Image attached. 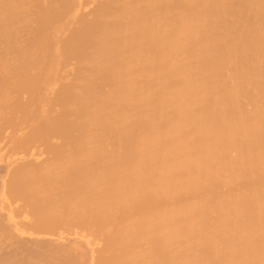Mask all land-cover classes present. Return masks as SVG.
I'll return each mask as SVG.
<instances>
[{
  "label": "bare ground",
  "instance_id": "6f19581e",
  "mask_svg": "<svg viewBox=\"0 0 264 264\" xmlns=\"http://www.w3.org/2000/svg\"><path fill=\"white\" fill-rule=\"evenodd\" d=\"M4 141L48 145L2 205L86 246L0 215V264H264V0H0Z\"/></svg>",
  "mask_w": 264,
  "mask_h": 264
},
{
  "label": "rangeland",
  "instance_id": "374dc122",
  "mask_svg": "<svg viewBox=\"0 0 264 264\" xmlns=\"http://www.w3.org/2000/svg\"><path fill=\"white\" fill-rule=\"evenodd\" d=\"M74 12H76V11L73 10V13L70 12L69 15H70V14H74ZM76 13H77V12H76ZM57 99H58V98H56L55 100L57 101ZM53 100H54V99H52L51 101H53ZM56 101H54V103H53V102H51V103L49 102V103H48L49 106H50V108L52 107L53 109H52V108H51V109L49 108V109L47 110V112L44 113V115H45V114L47 115L48 111L50 110V112H52V117L54 116V115H53V112H55V111L57 110V108L55 107V106H57ZM52 103H53V104H52ZM55 103H56V104H55ZM36 104H37V103H36ZM36 104H35V107H37ZM42 104H43V103H42ZM54 104H55V105H54ZM51 105H52V106H51ZM38 107H39V105H38ZM40 107H41V106H40ZM38 109H39V108H38ZM54 109H56V110H55V111H51V110H54ZM43 112H44V111H43ZM50 112H49V113H50ZM56 113H57V111H56ZM41 114H42V113H41ZM57 114H58V113H57ZM50 115H51V113L49 114L48 117H51ZM59 115H60V114H59ZM59 115H58V116L56 115V118H59ZM39 117H41V116H39ZM54 117H55V116H54ZM56 118H55V121H57ZM60 118L62 119L61 116H60ZM44 119L46 120V118H44ZM52 119H53V118H52ZM45 120H44V121H45ZM63 120H64V119H63ZM59 121H60V120H59ZM59 121H58V122H59ZM47 122H48V121H47ZM58 122H57V123H58ZM61 122L65 125V122H64V121L61 120L60 123H61ZM51 123H52V122H48L49 126L51 125L50 128H51L52 130H53L52 127H57V125H59V124H57L56 126H52V124L54 125V124H56V123H55L54 121H53L52 124H51ZM44 124L46 125L47 123H44ZM63 124H61V125H63ZM5 125H6V124H5ZM64 125H63V126H64ZM59 126H60V125H59ZM65 126H66V125H65ZM65 126H64V127H65ZM47 127H48V125H47ZM45 128H46V127H45ZM45 128H44V129H45ZM50 128H48V130H50ZM61 128H63V127H61ZM61 128L58 127L57 129H56V128L54 129V130H55V133H56V136H57V137L55 136V133H54V131H53L54 138H57V139H59V138H64V137L67 138V137H66V135H67V134H66V131H67V130H66V129H63V130H62ZM65 128H67V127H65ZM46 129H47V128H46ZM67 129H68V128H67ZM48 130H44V131L46 132V131H48ZM52 130H50V131H52ZM58 130H59V131H62L61 133H59V134H61V135L64 133L63 131L65 130V134H66V135H63V136L60 135V136H59V134H57V133L59 132ZM68 130H69V129H68ZM57 131H58V132H57ZM69 132H70V130H69ZM46 133H47V132H46ZM46 133H45V135H44L45 138L43 137L44 140H45V139H46V140H45V141L42 140V141H43V142H46V143H47V141H48V144H49V140L53 137V135L51 134V135H52L51 138H50V137H46V135H49V133H47V134H46ZM50 133H52V132H50ZM67 133H68V132H67ZM69 134H70V133H69ZM69 134H68V135H69ZM51 135H50V136H51ZM68 135H67V136H68ZM70 135H71V134H70ZM68 137H69V136H68ZM47 138H50V139H47ZM65 138H64V141H63L62 143H64V142L67 143L68 139H70L71 136H70V138H67L66 141H65ZM41 139H42V138H41ZM41 139H39V140L37 139V140H38V143H40V140H41ZM57 139H56V140H57ZM37 140H36V141H37ZM59 140H60V139H59ZM59 140H58L57 142H55V139H54V142L57 144L58 142H61V141H59ZM61 140H62V139H61ZM36 141H35V142H36ZM4 142H5V143H4ZM4 142H3V143H4V144H3L4 147L1 146V148L3 147L4 149H2V150L0 149V153H1L2 151L5 150V147H6L5 145H7V144L9 143V142H8V143L6 144V141H4ZM43 142H41V144H43ZM50 142L52 143L53 140H50ZM54 142H53V144H54ZM38 143L36 142V144L34 143V145H31V146H29V147H28V145H27V146H23V148H22V152H20V148H19V150H18L16 147H13V145L11 146V144H8V145L10 146L9 149L7 148V147H8V146H7V147H6V151L2 152V154H3V153H6V158H3V157L5 156V154H4V155H2V156H3V157H2V158H3V161L0 160V161H1V162H0V176H1V177H0V215H1V219H2V221L5 220V222H7L8 224L10 223V224H12V225H14V226L16 227V228H15V227H13V226H11V225L9 224V225H10V228H12V230H13L14 232H16L14 235L11 234L12 236H15V239H16V240H13L14 238H12L11 240H13L14 242L16 241V242H15V244H17V245H15V249H16V250H14L13 252L16 251V252L19 253V256H18V259H19V260H21L22 257L25 258L24 256H25L26 254L28 255V254H29V251H30V252L32 251V253H33L34 251L37 252L36 249H37V250H40V249H41V250H44V249H46V248H47V249H50V247L48 246V245H49L48 242H49V241H52V240H53V242H56V241H57L58 243H59V242L62 243L63 241H64V242H67V241L70 240V238L76 237L74 240L79 241V243H80V241H81L80 239H82V243H80L81 246H82V245H83V242H84V239H85V238H83V235H84L83 232H82L83 235H82V233H81V235H80V236L78 235V237H77V236H76L77 234L74 235L75 232L73 231V232H72V233H73V236H71L72 234L70 233V230H69V229H67V230H66V229H65V230H64V229H62V230H59V229H58V230L60 231V233L63 234L62 236H61V235H58V234H60L59 231H58V233L56 234L57 230H55V231H53V232L51 231L53 234L50 233V235L47 233V232H48L47 230H46L47 232H44L43 234H40L39 232L36 231L38 234H40V235H37V233L35 232V229H33L32 227H30V226H32V225H31L32 222L29 221V222H30V225H29L28 221H26V220H25V222H24L23 220H21L22 222L17 220V219L20 220L21 217L23 216V212H22V214H21V212H20V210H21V211H23V210H22V208L19 209L18 206L23 207L24 204L21 205L22 203L20 204V202H21V201H20V202H19V205H17V207L14 206V205L17 204V202H16L17 199L14 200V198H13L14 196L11 195V194H10V195H7V194L10 193V192L8 191L9 188H6L7 190L5 191V192H6L5 194H6L7 196H9V197H10V196H13V197H12V198H13L12 200L15 202V204H14V203H11V202H13V201L10 202L12 205H10L9 202H8V203L5 202V204H7V206H8V205H9V206H8V208H7V206H5V207H6L5 209L2 208V206L4 207V205H5V204L2 205V203H4L5 200H8V201H9V199H11V198H9V199H4V198H7V197H5L6 195H5L4 193H2V192H3L2 189L5 190V188L3 187V186L5 185V181H8V179H10L9 177H11V175L8 176V174H11V173H10V169H12V166H13V168H14V167H17V166L14 165V164H16L17 162H20V161L22 162V161L28 160V159H30L31 157H33V158H31V160H29V161L42 160V158H41L42 156H40V153H41L40 147H44V146H45L44 144H46V143H44L43 146H38ZM51 143H50V145H51ZM62 143H61V144H62ZM24 144H27V143H24ZM41 144H40V145H41ZM48 144H46V145H48ZM58 144H59V143H58ZM61 144H59V145H61ZM1 145H2V144H1ZM35 145H37L39 148H36ZM62 145H63V144H62ZM64 145H65V144H64ZM64 145H63V146H64ZM63 146H62V147H63ZM24 147H25V149H24ZM62 147H61L60 149H62ZM28 148H29V149L31 148V150H29ZM27 149H28L29 152L27 151ZM32 149H33V151H34L33 155L37 156V158L34 157L33 155H30V154H32V152H33ZM17 150H18L19 152H18ZM23 150H24V151H23ZM25 150H26V152H25ZM10 152H11V154H10ZM23 152H24V154H26V155H23ZM12 153L14 154V156H12ZM18 153H19V154H18ZM42 153H43V152H42ZM8 154H10L9 156H11V158L7 156ZM27 154H28V155H27ZM42 155L44 156V154H42ZM0 156H1V154H0ZM38 156H39L40 158H39ZM45 156H46V155H45ZM2 158L0 157V159H2ZM32 159H34V160H32ZM29 161H28V162H29ZM26 162H27V161H26ZM17 164H18V163H17ZM17 164H16V165H17ZM8 169H9V170H8ZM12 170H14V169H12ZM3 177H4V179H3ZM5 178H6V180H5ZM7 178H8V179H7ZM10 180H11V179H10ZM10 180H9V181H10ZM3 182H4V184H3ZM2 184H3V185H2ZM7 184H8V183H7ZM7 184H6V185H7ZM8 186H9V185H7V187H8ZM2 187H3V188H2ZM5 187H6V186H5ZM7 191H8V193H7ZM1 193H2V194H1ZM3 194H4L5 196L2 197ZM1 197H2V198H1ZM15 198H17V197H15ZM19 200H21V199L19 198ZM19 200H18V201H19ZM22 202H23V200H22ZM13 204H14V205H13ZM12 207L15 209L14 212L17 210L18 212L16 211V213L19 214L21 217H18L17 214L13 212ZM7 209H8L9 212L7 211ZM10 209H11L12 211H11ZM6 212H7V214L9 213V214H8L9 217L6 216ZM10 212H12V215H16V216L18 217V218H16V220H17L18 223H17V222L15 223V218H14V217H13L14 220L11 218L12 215H10V214H11ZM4 213H5V214H4ZM2 216H4V217H2ZM16 216H15V217H16ZM3 218H4V219H3ZM11 219H12V221H11ZM22 219H24V218L22 217ZM19 222H21V223L24 222V223H23L24 226H23V225L20 226ZM26 223H28L29 226H28ZM17 224H19V225H17ZM75 224H76V223H75ZM17 226H18V227H17ZM19 226H20V227H19ZM25 226H26V227H25ZM21 227H22V228H25V229H21ZM27 227H28V228L30 227V228L27 229ZM18 228H20V229H18ZM31 228H32V229H31ZM26 229H27V230H26ZM30 229H31V231H30ZM18 230H19V231H18ZM20 230H26L25 232H27L28 230H29V231H28V233H23V234H22V231L20 232ZM33 230H34V232H32ZM68 230H69V231H68ZM63 231H66V232H67V235L69 236L68 239H67V237H65ZM1 232H2V230L0 229V234H1ZM4 232H5V231H4ZM4 232H3V237H1L2 234L0 235V237L3 238L2 240H4L3 242H5V240L7 241V239H8L7 236L4 237L5 234L8 235L6 232H5V234H4ZM10 232H11V231H10ZM40 232H41V231H40ZM54 232H55V233H54ZM66 232H65V233H66ZM68 232H69V233H68ZM12 233H13V232H12ZM34 233H36V234H34ZM41 233H42V232H41ZM45 233H46V235H45ZM16 234H19V237H21V238L23 237L22 235L25 234V235H24V237H25V242L27 241V242L29 243L28 248H26V249H27L26 251H28V253H27V252L25 251V249H24V251H25L26 253H24V254L21 253L22 256L20 255V252H21V251H20L19 249H18L19 251H17V248L19 247V243H17V239H18V238L16 237ZM32 234H34V235H32ZM54 234H55V235H54ZM70 234H71V235H70ZM52 235H53V238H52ZM57 235H58V236H57ZM67 235H66V236H67ZM38 236H39V237H38ZM63 236H64L67 240H66V239L63 240V239H62ZM70 236H71V237H70ZM81 236H82V237H81ZM8 237H9V236H8ZM59 237L61 238V240L59 239ZM1 238H0V239H1ZM78 238H79V240H77ZM99 238H100V237H99ZM2 240H1V241H2ZM19 240L22 241L23 239H22V240L19 239ZM41 240H43V241H41ZM100 240H101V238H100ZM100 240H99L98 237H97V239H96L95 241L98 243ZM1 241H0V243L3 244V246L6 245L5 247H7V242H5V243H6V244H5V243H3V242H1ZM23 241H24V240H23ZM39 241H40V242H39ZM10 242H12V241H8V243H9L10 245H11L12 243H14V242H12V243H10ZM37 242H39V245H41V242H42L43 245H41V246L38 245V246H37V244H36ZM45 242H47L48 244H47V243L45 244ZM96 242H94V246L96 245V244H95ZM100 242H102V240H101ZM9 244H8V245H9ZM44 244H45L46 246H45ZM100 244H101V243H99V245H100ZM31 245H32V247H31ZM53 245H54V244H53ZM84 245H85V242H84ZM84 245H83V246H84ZM99 245H96V246H99ZM3 246H2V247H3ZM85 246H86V245H85ZM96 246H95V247H96ZM5 247H3V248H5ZM13 247H14V245H13ZM13 247L10 246V248H9V249H11V252H12V248H13ZM16 247H17V248H16ZM3 248H2V251H3ZM84 248H85V247H84ZM98 248H100V246H99ZM98 248H97V249H98ZM13 249H14V248H13ZM30 249H31V250H30ZM34 249H35V250H34ZM47 249L44 250V252L47 251ZM95 249H96V248H95ZM97 249H96V250H97ZM99 250H100V249H99ZM2 251H1V252H2ZM5 251L7 252V249L4 250L3 252L5 253ZM24 251H22V252H24ZM13 252H12V253H13ZM39 252H40V251H39ZM47 252H48V251H47ZM8 253H10V252H8ZM18 253H17V254H18ZM32 253H30L31 256L33 255ZM48 253H49V252H48ZM48 253H46V254H48ZM2 254H3V253H2ZM5 254H7V253H5ZM10 254H11V253H10ZM38 254H39L38 252L35 253V255H36L35 257H37ZM41 254H42V253H41ZM43 254H44V253H43ZM46 254H44V255H46ZM3 255H4V254H3ZM27 255H26V257H27ZM4 256H5V255H4ZM20 256H21V259H20ZM29 256H30V255H28V258H33V256H32V257H29ZM35 260H37V258H35Z\"/></svg>",
  "mask_w": 264,
  "mask_h": 264
}]
</instances>
